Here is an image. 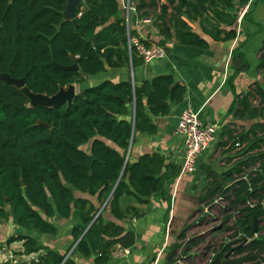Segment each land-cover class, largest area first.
Returning <instances> with one entry per match:
<instances>
[{
    "label": "trees",
    "instance_id": "1",
    "mask_svg": "<svg viewBox=\"0 0 264 264\" xmlns=\"http://www.w3.org/2000/svg\"><path fill=\"white\" fill-rule=\"evenodd\" d=\"M130 1L138 19L151 17L165 38L173 36L181 45L206 48L209 41L187 20L197 21L202 33L213 40H230L237 34L238 7L249 0ZM255 2L250 0L243 21H252ZM66 3L0 0V73L24 78L34 93L52 95L70 84H84V73L96 76L105 65L119 69L142 63L136 55L129 56L128 26L125 13L120 15V0L80 1L75 22L64 17ZM89 37L91 41L86 40ZM259 52L257 71L264 74V42ZM70 56L77 58L78 70L55 65H70ZM232 64L230 81L248 66L238 48L232 52ZM184 94V85L172 74H159L139 84L131 77L117 82L102 79L84 87L70 104L42 107L30 106L20 88L0 79V223L11 218L25 229L53 234L56 228L49 217L76 214L72 236L74 249L81 255L94 254L96 261L105 262L115 244L131 247L134 240L127 237L128 232L120 236L121 226L104 223L100 214L96 216L98 208L74 192L107 200L105 205L117 219L125 218L119 207L123 195L148 203L168 177L166 172L159 176L165 163L158 154L130 161V144L136 132L154 134L152 116L169 113ZM231 112L236 120L249 123L220 128L216 144L224 147L225 162L231 165L221 172L202 167L205 183L200 201L227 200L238 214L235 235L249 241L227 258L234 247L220 245L206 264H264V89L259 81L245 93L235 94ZM255 219L259 222L254 231ZM238 229L242 234L238 235ZM185 237L183 230L180 238ZM196 237L187 239L183 250L197 245ZM13 241L23 242L19 254L43 250L30 262L14 264L63 262L64 254L39 245L29 234L18 233L7 243ZM177 248L173 245L167 254L168 264H177Z\"/></svg>",
    "mask_w": 264,
    "mask_h": 264
},
{
    "label": "crops",
    "instance_id": "2",
    "mask_svg": "<svg viewBox=\"0 0 264 264\" xmlns=\"http://www.w3.org/2000/svg\"><path fill=\"white\" fill-rule=\"evenodd\" d=\"M255 1L251 11L252 21H243L239 26L236 25V37L226 41L213 40L202 33L197 21L193 22L185 18L192 29L201 33L209 41V46L206 48L181 45L173 36L165 38L153 19L150 22H142V18L138 19L136 13L131 12L127 23L129 30L147 43H155L164 47L165 57L150 62L142 61L135 68L131 66V63L119 69L106 65L103 72L96 76H89L84 84H75L77 89L81 86L95 84L102 79L117 82L131 77V74L134 83L139 84L159 74H172L185 87L182 101L173 103L169 113L152 116L156 132L151 135L136 132L130 144L128 152L130 161H136L145 154H158L165 163L159 176L166 172L168 177L162 189L150 195L148 203H139L135 197L123 195L119 199V207L125 218L117 219L105 205L107 200L103 201L97 196H89L79 191L74 192L76 197L88 198L98 208L96 216L100 214L104 223L112 222L121 226L120 236L128 232L127 237H133L134 242L129 247V253L119 259L110 257L105 262L96 261L94 254L83 256L78 253L74 249L76 243L72 236V227L78 220L76 214L68 218H62L59 215L49 217V221L56 228L53 234L25 229L9 218L0 223V263H27L43 252L40 250L29 254H19L23 250L22 241L7 243L9 237L25 233L35 238L39 245L64 254L62 264H168L167 254L172 246L182 239L180 238L181 232L185 230L186 234L189 230L187 224L196 215L200 198L204 194L205 181L202 167L209 165L217 172H221L231 165L225 162L224 147L216 144L219 138L217 135L213 144L215 149L210 150L212 145L203 151L197 159L194 170L177 179L176 173L180 165L182 149V140L175 134L178 118L185 108L191 107L200 111V117L203 120L217 123L221 127L227 123H246V125L249 123L236 120L231 107L235 94L245 93L253 82L259 81L264 89V74L257 71L259 51L264 42V0ZM131 5L135 4L131 1ZM72 11L66 9L64 17H69L73 14ZM123 13L125 10L121 5L120 15ZM234 48L242 52L248 66L237 72L230 81L233 73L232 52ZM231 127H233L232 124ZM88 147V145L84 146L86 150ZM220 150L221 158L214 159ZM203 236L196 238L200 242L204 239ZM189 238L191 237H187ZM176 253H178V248ZM66 255H68L67 258H65Z\"/></svg>",
    "mask_w": 264,
    "mask_h": 264
},
{
    "label": "built area",
    "instance_id": "3",
    "mask_svg": "<svg viewBox=\"0 0 264 264\" xmlns=\"http://www.w3.org/2000/svg\"><path fill=\"white\" fill-rule=\"evenodd\" d=\"M84 0H81L83 2ZM121 5L125 10L126 23H128L129 14L135 12V7L131 5L130 0H121ZM250 0L238 7L236 16V25L239 26L245 14L250 9ZM80 13H78L79 15ZM151 17H144L142 22H150ZM128 26V24H127ZM127 46L129 50V56L132 54L141 58L143 62H150L154 59L163 58L166 55V50L159 44L149 43L146 44L144 40L139 36L132 34L128 28L127 30ZM133 81V77L131 74ZM221 126L214 122H208L200 117V111H196L191 107L185 108L179 115L178 123L175 129V134L182 140V149L180 153V168L177 174V179L186 173L194 170L199 155L209 149L216 141ZM222 201L221 197H217L214 201ZM254 203L251 201L250 205ZM249 240V239H248ZM235 247V246H233ZM129 253V248L120 244H115L110 255L113 258L119 259L125 257ZM68 255L65 256L67 258ZM211 262L203 261L200 264H206Z\"/></svg>",
    "mask_w": 264,
    "mask_h": 264
},
{
    "label": "rangeland",
    "instance_id": "4",
    "mask_svg": "<svg viewBox=\"0 0 264 264\" xmlns=\"http://www.w3.org/2000/svg\"><path fill=\"white\" fill-rule=\"evenodd\" d=\"M212 149H215V145L210 150ZM221 155L220 150L214 159H220ZM237 215L235 209L229 208L227 200H216L211 203L200 201L196 215L187 224L189 230L186 232V238L175 243L178 246V253L174 257L177 264H198L202 261H209L212 260L215 250L222 244L229 243L236 247L247 243L248 238L235 235ZM227 216L230 217L226 219ZM200 234L204 235V239L199 244L194 245L188 252L183 250L187 237L202 236ZM240 234L242 231L238 229V235ZM244 238L246 241L243 240Z\"/></svg>",
    "mask_w": 264,
    "mask_h": 264
},
{
    "label": "water",
    "instance_id": "5",
    "mask_svg": "<svg viewBox=\"0 0 264 264\" xmlns=\"http://www.w3.org/2000/svg\"><path fill=\"white\" fill-rule=\"evenodd\" d=\"M80 1L81 0H67L65 10L66 9L73 10L72 11L73 14H71L69 17H66L65 19H70L71 21L75 22V19L72 16H74V12L76 9L75 5L77 6V4ZM65 10H64V12H65ZM86 40L91 41L92 38L89 37ZM70 58L72 61V63L70 65L62 66V65H59L57 63H55V65L62 68V69L78 70L77 58L74 56H70ZM105 67H106V65H105ZM83 75L86 79L89 78L88 74L84 73ZM0 79H2L3 81H5L9 84H13V85L17 86L18 88H20L28 96L30 106L39 105L42 107H55L61 103L70 104L73 101L76 94H83V92H84L83 86L76 89L75 84H70L66 87L60 88L56 93H54L52 95H47V94H43V93H34V92L30 91L25 86L24 78H13L10 75H8L7 73L3 72V73H0ZM39 124H44V123H42L40 121ZM258 222H259L258 219L254 220V231L256 230V225ZM243 240L246 241L245 238ZM241 246H242V244H240V245L232 248L231 250H229L226 253L225 258L229 257L233 252H235ZM222 264H224V262H222Z\"/></svg>",
    "mask_w": 264,
    "mask_h": 264
}]
</instances>
